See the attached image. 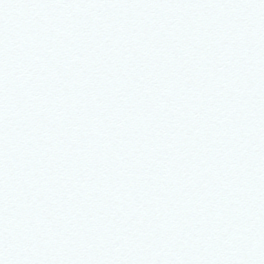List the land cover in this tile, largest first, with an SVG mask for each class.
I'll return each mask as SVG.
<instances>
[{"label":"snow or ice","instance_id":"snow-or-ice-1","mask_svg":"<svg viewBox=\"0 0 264 264\" xmlns=\"http://www.w3.org/2000/svg\"><path fill=\"white\" fill-rule=\"evenodd\" d=\"M0 264H264V0H0Z\"/></svg>","mask_w":264,"mask_h":264}]
</instances>
